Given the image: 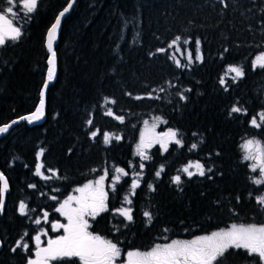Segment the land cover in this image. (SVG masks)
Returning <instances> with one entry per match:
<instances>
[{"label": "trees", "instance_id": "trees-1", "mask_svg": "<svg viewBox=\"0 0 264 264\" xmlns=\"http://www.w3.org/2000/svg\"><path fill=\"white\" fill-rule=\"evenodd\" d=\"M68 1L38 0L33 14L25 17L21 13L13 19L15 25L22 26L23 35L0 47V125L36 107L47 69L45 34ZM0 6L6 8V0H1ZM177 36L181 39L176 46L182 53L174 45L168 47ZM197 39L203 62L189 65L186 53L195 58ZM158 48L167 51L158 53ZM261 52L264 0H75L55 47L57 75L47 89L45 122L32 127L25 122L17 124L0 138V172L9 182L0 215L3 246L18 239L29 242L37 228L34 221L45 211L105 169L110 184L115 167L124 168L129 176H121L116 192L110 188L109 210L101 215L103 221L97 229L123 251H144L173 239L226 230L232 224L264 225V210L249 197V192L253 197L264 194V184L252 183L259 170L251 171L241 149L248 139L264 142V125L258 129L249 123L254 114L259 123L258 114L264 111V69L253 71L251 66ZM177 60L187 67L177 68ZM229 65L244 68L245 76L238 83L228 79L234 75L227 72ZM221 76L229 91L219 84ZM161 87L165 91H159ZM154 88L152 95L159 99L137 100L126 95L146 96ZM188 88L191 91L184 92ZM178 91L184 92L187 100H180ZM106 97L116 103L106 104ZM233 104L246 109L248 115L229 116ZM107 108L123 115L124 122L104 115ZM157 117L167 121L158 124L157 131L178 129L184 147L170 144L162 154L159 144H154L148 150L151 159L143 162L140 187L130 196L133 222L129 223L113 211L123 204L135 178L132 174L141 162L134 151L140 129L144 121ZM89 118L93 119L92 128L86 124ZM93 128L100 130L94 141L89 138ZM105 131L121 136V141L112 140L105 146ZM193 142H198V150L189 151ZM41 149L43 157L39 156ZM197 159L213 172L191 180L181 174L183 191H178L171 177L179 174L177 170L188 160ZM40 163L46 175L51 176L47 171L51 168L58 170L59 178L44 180L34 175ZM161 164L165 172L157 178L154 173ZM149 184L156 191H150ZM52 196L58 199L52 200ZM21 201L28 205L27 215L19 214ZM143 211L153 214L150 226ZM225 257V264L258 260L234 249Z\"/></svg>", "mask_w": 264, "mask_h": 264}, {"label": "snow or ice", "instance_id": "snow-or-ice-1", "mask_svg": "<svg viewBox=\"0 0 264 264\" xmlns=\"http://www.w3.org/2000/svg\"><path fill=\"white\" fill-rule=\"evenodd\" d=\"M7 7L0 6V47H3L6 41L10 40L16 42L23 35L22 26L14 25L13 19L8 18L9 14L16 16L14 12V7L16 0H6ZM25 11L24 16L29 17L33 14L38 6V0H22L20 5ZM72 8V3L69 2L67 5L58 13L55 18L54 23H52L47 30V51L50 53L48 57L47 64V79L43 84V89H47L48 82L54 79L55 73V62L56 53L54 51V41L57 38L58 29L61 24V19L65 16L67 12ZM181 38L179 36L175 37L172 44H169L171 48L176 41ZM188 43V41H185ZM201 42L199 39L195 41V58L191 52L187 55V64H193L195 62H203V54L200 49ZM167 49L158 48L156 52L165 53ZM225 52L229 49L225 48ZM252 70L255 71L257 67L264 69V52L257 55L255 59L251 62ZM176 67L182 68L187 67V65H182L181 61H176ZM227 72L234 74L228 79L231 80L233 84L238 83L239 79H243L245 76V71L242 66L229 65ZM219 84L224 89V91H229L228 82L224 76L219 78ZM174 86V85H173ZM156 89H152L146 96H133L132 93H126L129 97L133 99H159V96H153L152 92ZM159 91L163 92L165 89L161 87ZM191 89H184V92H190ZM184 92H179L180 100H187ZM41 99L39 101V106L36 107L35 111L30 114V116L21 117V119L28 120L32 123L33 120H40L43 116L44 109V91H41ZM106 104H115L114 99L109 100L105 98ZM233 113H240L243 115H248L246 109H242L237 104H233L229 110V116ZM104 115L108 117H113L120 123L124 122V116L116 114L112 108H107ZM258 123L256 115L254 114L250 119L249 123L251 126L256 128H261L264 125V111L259 114ZM16 123V121H12ZM158 123H167V121L161 120L159 117L156 121L149 125L148 121H144V130L140 133L139 143L136 146V155L140 158V163L138 165V170L133 172L135 177L131 181L129 193L123 197V203L131 205L132 200L130 196H134L135 190L140 187V181L143 179V169L145 168L144 161L151 159L148 154V150L154 145L159 144L162 154L168 152L169 145L175 144L179 148L184 147V141L179 133L178 129L169 128L163 133H157L155 131ZM89 128H92L93 119L89 118L86 121ZM11 127V124H5L0 127V134L6 133ZM100 134L99 129L93 128L89 132V138L93 141ZM193 136H197V133H193ZM122 137L114 133L103 132L102 141L105 146H109L112 140L117 142L121 141ZM203 141L200 140L199 143ZM198 142H193L189 151L198 150ZM241 149L244 153L242 159L244 161H253L251 165V171L257 172L259 170V175L264 177V142L259 139H248L244 144L241 145ZM72 149H68L69 155L72 154ZM44 149H41L39 156L43 157ZM219 156L220 153H215ZM130 167L137 168L136 165L130 163ZM44 164L40 163L34 168V175L39 176L44 180H50L52 176L58 177V170L49 168L47 171L51 173L46 175L42 169ZM116 175L112 176V182L109 184L112 192H116V185L120 182L121 176H129V172L122 167H115L111 170ZM179 174L171 177V183L177 186L178 191H183L180 187L184 181L182 180V175L188 180H191L194 176L204 177L206 174L212 173V167H206L205 163H202L199 159L196 161L188 160V162L183 165L178 170ZM165 172V167L163 164L159 166V169L155 171V176L157 178L161 177V174ZM182 174V175H181ZM222 175V173H220ZM109 177V170L105 169L103 175L99 179L89 181L82 187H77L75 189L76 193L79 195H69L66 199L60 203L59 207L55 208V211L60 213L67 223H52V230L63 229V235L58 236L55 239H49L47 241L46 247H41V235H35V249L34 254L29 249V244L27 242H17L15 247L11 248L12 252H16L20 249L29 256L34 255V259L29 258L27 264H52V262L58 260H64L65 258L71 260L72 258H78L79 264H216L219 260L220 264H225L226 257L225 254L230 250H243L248 257L256 258L252 259L251 264H264V225H257L255 223L250 224H232L230 228L226 230H220L212 232L210 235L198 236L191 240H171L168 243L156 244L150 250L147 251H128L126 253V258L121 260V248L118 247L117 243L111 240L104 239L100 235L93 234L88 231L90 224L86 217L95 219L102 212L108 211V197L109 193L105 190V181ZM212 179V176H208ZM257 186L264 184V179L255 178L252 180ZM28 187L36 188L35 184H29ZM148 188L150 191H156L153 184H149ZM9 190V182L5 175L0 172V215L4 212L5 207V194ZM53 191H59L58 188H54ZM249 197L255 199L256 205H258L261 210H264V194H259L253 197V194L249 192ZM52 200H57L58 197H50ZM237 203L240 202V197H236ZM20 215H27L28 205L21 201L18 206ZM34 211V209H32ZM133 209L131 207H121L115 209L113 214H119L127 220L129 223L133 222ZM143 217H145L146 225H151L153 220V214L150 211H143ZM49 213L45 211L43 217L45 222H48ZM35 224L39 225L41 223L40 219L34 221ZM126 226V225H125ZM167 231V229H165ZM25 236L28 233L24 234ZM42 235H47L46 232ZM164 239H167L165 237ZM2 246V244H0ZM235 254V253H233Z\"/></svg>", "mask_w": 264, "mask_h": 264}, {"label": "flooded vegetation", "instance_id": "flooded-vegetation-1", "mask_svg": "<svg viewBox=\"0 0 264 264\" xmlns=\"http://www.w3.org/2000/svg\"><path fill=\"white\" fill-rule=\"evenodd\" d=\"M75 189H73L71 192H68L65 196H63L61 199H59L58 202L56 203V205L52 208V210H48L47 211L49 213L48 222H45L43 214L41 215V217L37 218V219H40L41 223L39 225H37V228H36L34 234L31 237V240L29 242L28 241H24V239H18L12 245H6L4 247L2 240H0L1 244H2V248L0 250V256L2 257L3 264H27V260L29 258H31L32 256H34V255L29 256L28 253H26V252H24V251H22L20 249H17V251L15 253L12 252L11 248L15 247L17 242H21V243L22 242H27L29 244L30 251L34 254L35 250H33V248H34L33 238H34L35 235H41V247H46L47 246V241L49 239H55L58 236L64 234L63 233V229L52 230L51 229V224L52 223H65V224L67 223V220L65 219V217H63L60 213L56 212L55 208H57L58 205L60 203H62L64 199L67 198V196L72 194L75 191ZM105 190L108 193L110 191V187H109V183L108 182H107V184H105ZM107 205H108V201H107ZM103 213H105V212L100 213L98 216L95 217V219H92L90 217H86V219L89 220V224H90V227H89L88 231L93 233V234L100 235L104 239H108L105 236H103L97 229V228H99V226H98L99 222L103 221L102 220L103 218H101V215ZM44 232H46L47 235H42V233H44ZM108 240H111V239L109 238ZM147 250H150V249H147ZM147 250H144V251H147ZM128 251H134V250L133 249H127V250L123 251L121 249V254H125ZM52 264H79V261H78V258H72L71 260L65 258L64 260H58V261L52 262ZM117 264H118V262H117Z\"/></svg>", "mask_w": 264, "mask_h": 264}, {"label": "water", "instance_id": "water-1", "mask_svg": "<svg viewBox=\"0 0 264 264\" xmlns=\"http://www.w3.org/2000/svg\"><path fill=\"white\" fill-rule=\"evenodd\" d=\"M68 2H69V1H68ZM68 2H67V3H68ZM70 2L72 3V8H73V6H74V4H75V0H70ZM66 5H67V4H66ZM66 5H65V6H66ZM65 6H64V7H65ZM64 7H63V8H64ZM63 8H62V9H63ZM72 8H71V9L69 10V12H67V13L65 14V16L61 19V24H60L59 29H58L57 38H56L55 41H54V51H55V47H56L57 43L59 42V35H60V31H61L62 23H63V21L65 20V18L71 13ZM62 9H61V10H62ZM61 10H60V11H61ZM60 11H59V12H60ZM59 12H58V13H59ZM58 13H57V15H58ZM57 15H56V16H57ZM55 18H56V17H55ZM55 18H54V20H53L52 23H54ZM49 27H50V26H49ZM48 29H49V28H48ZM48 29H47V30H48ZM46 33H47V31H46ZM46 43H47V36H46V34H45L44 46H45L46 52H47L48 57H49V56H50V53L47 51ZM47 60H48V58H47ZM46 64H47V61H46ZM47 69H48V64H47ZM47 69H46V77H45V80L47 79ZM56 75H57V59H56V62H55V73H54V79H53L52 81L48 82V87H49V85L51 84V82H53V81L55 80ZM48 87H47V89H48ZM47 89H46V90L43 89V86H42V88H41V91H42V90L44 91V97H43V98H44V101H45L42 118H41L40 120H38V121L33 120L32 123H29L28 120L21 119V117L30 116V114L33 113V112L35 111L36 107L39 106V101H40V99H41V95H39L40 98H39V101H38L36 107L34 108V110H33L32 112L28 113V114H25V115L19 117V118L13 119V120H11V121L8 122V123H5V124H11V127L8 129V131H7L6 133L0 134V138H2L3 136H6V135L8 134V132H9L13 127H15L17 124H20V123H24V122H25V123H27L28 126L32 127V126H39V125H42V124L45 122V120H46V115H47V113H46V94H47ZM41 91H40V94H41ZM12 121H16V123H12ZM5 124L0 125V127H3ZM8 192H9V190H8ZM8 192H7V193H8ZM7 193L5 194V198H6ZM0 244H1V241H0ZM1 248H2V246H0V250H1Z\"/></svg>", "mask_w": 264, "mask_h": 264}, {"label": "rangeland", "instance_id": "rangeland-1", "mask_svg": "<svg viewBox=\"0 0 264 264\" xmlns=\"http://www.w3.org/2000/svg\"><path fill=\"white\" fill-rule=\"evenodd\" d=\"M22 4V0H20L19 1V4H17V2H16V4H15V7H14V12L17 14L16 16H12V15H10L9 14V16H8V18H10V19H18L19 18V15L21 16V13H24V9L20 6ZM15 25V24H14ZM174 47H175V49H177L178 50V52L179 53H182V51L180 50V48L178 47V46H176V43L174 44ZM261 54V53H260ZM188 55V52L186 53V56ZM259 55V54H258ZM256 57V56H255ZM255 59V58H254ZM156 121V118L155 119H152L151 121H149V125H151L153 122H155ZM158 124H160V123H158ZM158 124H157V126H158ZM144 130V124H143V126L141 127V129H140V133L142 132ZM155 131L157 132V133H159L158 131H157V129H155ZM140 133H139V137H140ZM246 142V141H245ZM244 142V143H245ZM139 143V138H138V141H137V143L135 144V147H134V151H135V153H136V146H137V144ZM243 143V144H244ZM250 163H251V165H252V163H253V161H249ZM104 172V171H103ZM103 172L100 174V175H98V176H96L95 178H93V179H91V180H88V181H86L84 184H86V183H88L89 181H93V180H95V179H99V177L101 176V175H103ZM259 179H264V177H262V176H260L259 175V177H258ZM84 184H82L81 186H78V187H82ZM105 184H107V179H106V181H105ZM70 195H79V193H76L75 191L72 193V194H70ZM60 205V204H59ZM59 205H58V207H59ZM121 207H129V205L128 204H125V203H123V204H121V206L119 207V208H121ZM118 208V209H119ZM118 214V213H117ZM211 233H209V234H206V235H210ZM194 238H196V237H193V238H191V239H194ZM191 239H187V240H191ZM173 240H175V239H173ZM179 240H183V239H179ZM171 241V240H170ZM169 241V242H170ZM33 242H34V248H35V241H34V239H33ZM163 243H168V242H162V243H159V244H163ZM155 246V245H154ZM33 248V250H35L36 251V249H34ZM151 249V248H150ZM127 253V252H126ZM126 253L125 254H121V257H120V259L121 260H123V259H125L126 258ZM32 259H34L35 257L34 256H32L31 257Z\"/></svg>", "mask_w": 264, "mask_h": 264}]
</instances>
